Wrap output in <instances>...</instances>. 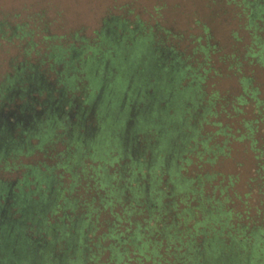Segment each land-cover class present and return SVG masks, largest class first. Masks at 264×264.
<instances>
[{"label": "trees", "instance_id": "16d2710c", "mask_svg": "<svg viewBox=\"0 0 264 264\" xmlns=\"http://www.w3.org/2000/svg\"><path fill=\"white\" fill-rule=\"evenodd\" d=\"M207 1L241 20L238 27L244 34L233 32V38L241 43L250 35L249 44L242 45L245 54L263 63L264 0ZM107 23L105 38L106 22L94 38L72 36L76 43L64 36L54 43L55 36L43 35L45 50L27 62L38 72L36 81L44 80L43 70H38L44 67L59 70L72 87L86 81L89 97L101 88L100 107L106 115L79 125L87 134L79 133L78 146L73 143L65 162L23 163L18 155L25 148L0 155V169L29 170L16 179L17 191L10 190L8 208L0 215V264H264V142L254 138L258 128L264 131V114L259 112L264 103L254 97L255 88L248 95L259 117L244 121L237 137L227 124L211 120L218 128L205 132L203 124L215 105L226 112V99L206 91L208 79L218 74L215 61L222 60L208 34L197 32L187 49L179 47L180 36L156 22L127 26L123 18L114 17ZM253 44L258 51L253 52ZM162 52H169L166 59ZM4 77L0 85L11 84ZM115 85L119 90L129 86L131 101L121 106ZM33 86L30 79L28 88ZM244 98L239 95L236 103ZM56 129H62L60 121L43 134L44 141L56 136ZM213 135L224 136L220 145L212 143ZM228 136L248 139L253 151V175L246 186L256 196L249 202V192L242 200L234 194L237 209L226 195L207 196L200 166L192 162L193 152L198 158L216 156ZM82 146L86 153L79 152ZM87 159L96 164H87ZM63 172L71 181L60 186L56 178ZM52 182H57L53 190ZM0 187L2 195L7 188ZM22 196L32 200L23 202Z\"/></svg>", "mask_w": 264, "mask_h": 264}, {"label": "flooded vegetation", "instance_id": "af4514ba", "mask_svg": "<svg viewBox=\"0 0 264 264\" xmlns=\"http://www.w3.org/2000/svg\"><path fill=\"white\" fill-rule=\"evenodd\" d=\"M201 1L205 8L204 13L201 16H196L197 11L195 9L183 11L182 13L187 20L185 23L184 21L181 22L180 19L182 18L177 14L170 15V11L167 6H165L164 2L158 3V1H154V4H152L149 9L140 11L129 6L132 2L118 4L116 0H112V2L110 1L103 7L101 16L98 20L99 22L92 28L89 35L80 33L79 31L68 34H56L53 32L52 27H50L51 23L41 19V17L36 14V18H32L31 28L27 29L23 27H27V23L11 25L13 26L10 29L11 37L3 36L5 32L2 33L0 30V40L4 39L11 45H13L16 40L17 42L14 45L17 50L20 51L19 56H14L7 61L6 67L2 68V72L0 73V81H2L0 83H5L4 76L6 74L12 80L11 84L0 85V155L6 154L10 149L25 148L23 150L24 152L18 155L21 161H25L23 163L35 166L38 162L44 163L45 165H52L55 161L65 162L64 159L67 156V152H71L74 148L73 143H70L68 135L78 130L79 133L84 132L82 136H86L87 132L85 128L82 127V129L79 130V125H84L86 121L95 122L97 119L103 120L106 115V112H103L102 108L98 110L101 102V88L93 94L94 96L91 95L89 97L88 92L90 88L87 87L88 84L86 81H82L81 84L76 83L77 86L72 87L63 77V74H60L59 70L55 72L44 67L38 69L39 71L41 69L43 70L44 80L41 78L36 81L38 72L36 68H31L28 63L33 62V59H35L33 55L36 51L40 50L42 53L43 50H45L44 43L41 41L43 35L55 36L56 38L53 40L54 43L61 41V39L58 38L60 36H64V38L67 39L66 42L70 40L76 43V41L72 39V36L84 37L87 39L94 38L96 37L95 31H101V27L105 26L104 22H106L104 30L105 38L109 30L107 22L114 20V17H120L124 19L125 25L127 26H131V24L134 23L138 25L139 22L151 26H153L155 22L161 24V26L172 34L180 36L178 39L180 48L187 47V49H189L193 45L191 42L193 36L197 32L201 33L203 36L208 34L209 44L215 45L217 49L216 54H218L222 46L219 41L214 40V33L211 31L209 23H214L219 13L225 16H228L230 13L226 8H223L224 6L221 4H212L207 0ZM187 2L193 3L197 2V0H187ZM234 16L235 14L232 12L230 18L232 23ZM135 17L138 19L137 22L133 20ZM238 25L234 28L233 25L228 27L226 35L227 41L231 44L229 49L232 51L235 45L238 44V41H235L233 38V32L239 34L240 27H238ZM204 28H206L207 31H204ZM28 32L30 33L28 34ZM175 41L177 40H174L173 43ZM31 42L35 43V46L33 49L28 50ZM217 43L220 45V48L217 46ZM225 45L226 44H224V46ZM88 53L91 54V51H88ZM168 54L169 52H166V54L162 52L161 56L164 55L163 57L166 59ZM216 56L218 57V55ZM225 59V57H222L221 63H224ZM175 64H177V62H175ZM31 76H33V78H31ZM29 78L34 82V86L31 89L30 87L28 88L30 84ZM64 115H66L67 118ZM57 121H60L62 129H56V136H53L52 139L48 141H44L43 134H45L47 130L49 131L54 128ZM31 135H37V137H32ZM58 145H61V149ZM60 150L62 156L58 155ZM25 158L31 160H22ZM1 171L4 170L0 169V172ZM6 171H16L19 176L15 177L13 183L4 179L3 176L0 177V185L3 183L7 188L6 192H2V195H0V215L5 212L4 210L8 206V194H11L10 190L12 187L14 188L16 179L21 178L20 173L22 171L29 173V170L26 168L22 170L19 168L18 170ZM23 192L24 191H22V194ZM1 196L5 197V201ZM22 199L23 202L27 200L25 198ZM31 200L32 199H28L27 201Z\"/></svg>", "mask_w": 264, "mask_h": 264}, {"label": "rangeland", "instance_id": "374dc122", "mask_svg": "<svg viewBox=\"0 0 264 264\" xmlns=\"http://www.w3.org/2000/svg\"><path fill=\"white\" fill-rule=\"evenodd\" d=\"M110 1L112 2V0H0V30L2 31V33L5 32L3 36L11 37L10 29L11 27H13L11 25L18 23H27V27H23L27 29L31 28L30 26L32 25V18H36V14L41 17V19L49 21V23H51L50 27H52L53 32H55L56 34H68L73 33L74 31H79L80 33L89 35L92 28L99 22L98 20L101 16L103 7ZM116 1L118 4L132 2V4H130L129 6L140 11L143 9H149L150 6L154 4V1H158V3L164 2L165 6H167L170 11V15L177 14L180 18H182L180 19L181 22L184 21V23L187 20L182 13L183 11H191L192 9H195L197 11L196 16H201L205 10L201 0H197V2L193 3L187 2V0ZM261 1L262 0H260L259 2ZM231 14L232 13L229 14L230 16H225L224 14L222 15L219 13L215 18L214 23H209L211 31L212 33H214V40L219 41L223 49L222 50L220 48V45L217 43V46L220 48V50L216 55L225 57L226 59L224 63H217L215 61V65L213 67L217 69L218 74H214L213 77L208 79L206 83V91H214L218 97H224L226 99V112H219L220 107L215 105L213 109L214 114L212 113L211 115H209L208 123L203 124L202 128L205 132L209 130L214 131L215 129H217V125L210 124V120L213 121V123L218 122L221 125L227 124L231 131L230 133H233V135L237 137L239 133L236 132V130L238 129L239 132L243 131L244 121L259 117V113L256 114L255 108L253 106V101L251 100V98H249L248 93L251 91V89L255 88V90L253 91L255 95L254 97L264 103V62L262 63L256 56L249 58V55L247 56L245 54V50L243 49L242 45L249 44V41L251 40L250 35H245V37L243 36L244 38L241 43H235L236 45L233 51L229 49V46L231 44H229L226 39L228 27L233 25L234 28L238 24H241V20H238L235 16L232 19V23L230 20ZM243 34L244 32L240 30L238 35ZM260 36H264V32H261ZM16 42L17 41L15 40L14 44H16ZM230 42L232 43L231 39ZM14 44L11 45L4 39L0 40V73L2 72L1 69L6 67L7 61H9L10 58L19 56L20 51L17 50ZM224 44L226 45L224 46ZM255 51H258L256 45H254L253 49V52ZM231 53H233L232 57L230 56ZM261 54L263 57L264 52ZM231 62H238L239 65L229 67L228 65ZM79 75L81 76V74ZM78 83L81 84L82 81H79ZM114 90L115 94L118 97L122 96L121 106L127 104L128 100L131 101V98L127 97L128 94L131 93V91H129V86H126L124 89L119 90V88L116 89L115 85ZM245 90L247 91V93H244ZM242 94H245L244 101L241 103H236V98ZM218 101L221 104L224 103V101ZM233 106L236 109H233ZM102 108L104 107L102 106ZM99 109H101L100 106L98 107V110ZM259 112L261 114H264V110H262L261 107ZM227 113L229 114V116ZM68 137L70 143H74L75 147H77V139L81 137V135H79V132L78 134H76V136L73 134H69ZM254 138L259 140V144L264 142V140H261L264 138V131H261L258 128L257 133L254 134ZM223 139V135H213L212 143L213 141H216L217 144L220 145V142ZM226 139L227 142L225 143V147L221 150V152H219L218 154L216 153V156L209 155L208 158H206V154H203L202 157H199L201 158V160H199L198 156L193 152L192 162L196 160V164L200 166V175L205 178V182L204 184H202V189L207 190V196L216 199L224 197L226 195L228 199L231 200L232 205H234V207L237 209L239 208V201L234 196V194H238L240 199L242 200V194L245 192H249V202H251L252 199L256 196L255 192L248 191V188L246 186L247 178L253 175V151L251 149V143L248 139L235 140L231 136L226 137ZM58 147L61 149V145H58ZM81 149L82 150L78 151L86 153L84 146H82ZM73 151L74 149L72 150V152ZM91 151L92 147H89L88 153H90ZM22 160L31 159L25 158ZM86 162L87 164H96V161H88V159L86 160ZM75 163L76 165H78L80 161L78 160ZM73 168H75V165H73ZM78 168L79 166L77 167V169ZM20 169L22 170L23 168ZM61 174L62 177L60 179L56 178V181L60 183V186L71 181L68 173L63 172ZM2 176L4 179L9 180L13 183L15 177H18L19 174L16 171L7 172L4 170L0 172V177ZM85 180L86 178H79V181L81 183L85 182ZM55 183L57 182L51 183V190H53V186L55 185ZM1 184L3 185V183ZM45 185L46 184H44L43 187H45ZM224 186L226 187L225 191L221 190ZM0 190H2V187H0ZM14 190L17 191L16 188ZM22 198H24V196H22ZM18 233L19 229L17 228L15 234L18 235Z\"/></svg>", "mask_w": 264, "mask_h": 264}]
</instances>
